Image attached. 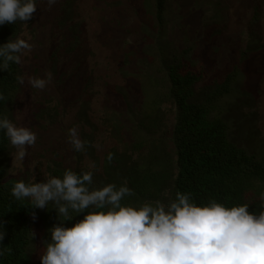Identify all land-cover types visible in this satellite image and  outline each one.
Here are the masks:
<instances>
[{"label":"trees","instance_id":"1","mask_svg":"<svg viewBox=\"0 0 264 264\" xmlns=\"http://www.w3.org/2000/svg\"><path fill=\"white\" fill-rule=\"evenodd\" d=\"M168 1L146 3L160 27L166 22ZM36 4L38 10L39 0ZM37 10L27 22L0 25V45L10 38L20 37L25 27L34 22ZM73 17L74 1L67 0L57 21L56 46L49 54L54 70L60 65L61 46L66 47L68 53L82 48L80 29ZM260 20L257 8L241 62L264 49L258 29ZM163 32L160 29L158 33L164 35ZM58 37L64 40L58 41ZM190 52L161 40L148 43L141 51L140 73L128 72L129 78L138 76L140 79L139 106L134 108L136 102L130 100L133 93L128 87H115L110 91L124 111H128L129 120L124 122L122 114L112 108L106 110L102 125L108 133L107 140L114 144L102 161L95 157L94 132L87 131L82 140L89 143L82 153L93 154L91 158L96 167L91 170L83 165L72 169L55 164L50 175L62 178L68 169L78 174L92 171V188L107 184L119 188L126 182L134 195L126 196L122 200L124 205L139 206L158 199L166 203L181 191L189 193L198 206L212 200L227 207L247 203L250 211L257 212L258 196L264 191V153H251L238 144L233 134L244 119H236L230 112L252 101L247 91L237 87L242 80L241 70L235 68L222 83L201 86L206 70L199 69L190 60ZM18 75L21 76V67L14 62L9 63L7 70L0 71V97H3L0 117L11 118V107L21 87L16 79ZM81 110L80 118L86 128L89 117L86 105H82ZM171 114L172 122L169 121ZM57 117V108L49 110V127L55 124ZM10 145L6 130H0V231L6 233L0 242V264H33L32 253L37 240L42 238L43 249V241L51 239L49 229L60 224V220L51 204L45 209L33 208L28 199L18 200L11 194L14 184L24 180L9 174L6 158ZM109 153L113 154L111 161L107 159ZM84 154L77 156L79 164ZM166 191L168 196L164 195ZM70 214L74 218L64 222V227H72L87 213Z\"/></svg>","mask_w":264,"mask_h":264},{"label":"rangeland","instance_id":"2","mask_svg":"<svg viewBox=\"0 0 264 264\" xmlns=\"http://www.w3.org/2000/svg\"><path fill=\"white\" fill-rule=\"evenodd\" d=\"M66 1L56 0L49 6L47 0H39L34 22L19 37L30 43L32 50L22 57L21 76L25 82L11 107L10 120L18 127L29 128L37 139L34 146L28 147L23 160H14L12 154L16 149L10 145L6 163L11 176L27 183L34 182L35 176L39 183L45 182V175H50L55 164L72 169L83 165L95 168L93 154L73 149L68 130L77 127L81 140L84 133L93 131V145L100 146L99 149L93 146L95 157L102 161L114 144L107 140L108 133L102 125L106 110L112 108L122 114L124 122L129 120L128 111H124L110 91L128 87L133 93L130 100L136 102L134 108L139 106L140 79L129 78L128 72L138 73L142 49L160 40L170 42L176 49L191 51L190 60L206 70L201 86L222 83L229 73L240 68L242 80L237 87L247 91L252 101L231 109L234 118L244 119L233 136L251 153H264V49L240 61L257 8L261 13L258 29L264 45V0H169L162 27L158 26L153 11L147 9L146 3L151 0H73V21L80 29L82 48L68 53L61 46L60 65L54 70L49 54L57 43V21ZM160 29L164 35H159ZM57 40L63 41L64 37ZM48 72L52 73V79L44 89L32 88L28 83V77L46 78ZM82 105L88 109L86 128L80 118ZM54 108L58 109L57 121L49 127V110ZM169 116L172 122L174 117ZM79 154H84L80 164ZM42 252L39 237L33 248V264H41Z\"/></svg>","mask_w":264,"mask_h":264},{"label":"clouds","instance_id":"3","mask_svg":"<svg viewBox=\"0 0 264 264\" xmlns=\"http://www.w3.org/2000/svg\"><path fill=\"white\" fill-rule=\"evenodd\" d=\"M47 3L51 6L56 0ZM36 10V0H0V25L27 22ZM31 50L25 39L10 38L0 45V71L7 70L10 62L21 64ZM16 79L25 82L24 76ZM51 79V72L46 78H27L32 88L41 90ZM0 130H6L16 149L14 160H23L36 143L34 132L7 117H0ZM68 139L79 152L89 143L81 140L77 127L68 130ZM107 159L111 161L113 154ZM33 181L16 182L11 194L28 199L33 208L51 204L58 214L60 224L49 229L51 239L43 241L41 264H264V191L258 196L259 210L252 212L247 203L227 207L212 200L198 206L181 191L166 203L158 199L124 205L122 200L134 195L126 182L119 188L115 184L92 188V171L78 174L68 169L62 178L45 175V182L38 183L34 176ZM71 212L87 214L72 227H64L74 218ZM5 235L0 231V242Z\"/></svg>","mask_w":264,"mask_h":264}]
</instances>
